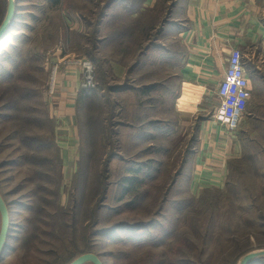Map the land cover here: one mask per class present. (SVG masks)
Listing matches in <instances>:
<instances>
[{
    "label": "rangeland",
    "instance_id": "1",
    "mask_svg": "<svg viewBox=\"0 0 264 264\" xmlns=\"http://www.w3.org/2000/svg\"><path fill=\"white\" fill-rule=\"evenodd\" d=\"M15 1L0 42V195L11 219L0 264L89 253L104 264H240L264 250V67L247 65L256 87L237 129L242 156L222 189L193 192L184 167L195 138L173 109L183 53L179 14L167 17L173 0L140 12V27L126 21L115 43L97 33L115 0ZM8 5L0 0V27ZM56 53L92 60L97 73L78 100L70 161L46 100Z\"/></svg>",
    "mask_w": 264,
    "mask_h": 264
},
{
    "label": "crops",
    "instance_id": "2",
    "mask_svg": "<svg viewBox=\"0 0 264 264\" xmlns=\"http://www.w3.org/2000/svg\"><path fill=\"white\" fill-rule=\"evenodd\" d=\"M158 1L115 0L98 23L97 33L104 34L109 43L119 40L118 36L121 42L125 41L123 38L129 35L126 21L140 27V12L153 10ZM118 13L125 14L119 22ZM176 14L182 23L183 53L174 56L179 75L173 79L179 81V88L172 92L173 109L185 118L189 124L187 132L191 130L195 138L184 174L189 176L190 188H196L193 192L222 189L229 164L242 156L243 147L238 130L232 132L214 119L220 103L218 88L225 79L231 51L239 49L252 95L256 84H252L247 65L254 72L264 67V0H173L167 17ZM69 59L61 53L53 55V61L60 62L62 68L56 106L49 109L57 124L58 145L68 161L76 152V110L83 90L82 70L68 63ZM134 70L140 72V61L132 67Z\"/></svg>",
    "mask_w": 264,
    "mask_h": 264
},
{
    "label": "built area",
    "instance_id": "3",
    "mask_svg": "<svg viewBox=\"0 0 264 264\" xmlns=\"http://www.w3.org/2000/svg\"><path fill=\"white\" fill-rule=\"evenodd\" d=\"M68 63L76 65L82 70V87L84 90H94L97 87L96 67L89 59H69ZM244 56L239 49H233L229 57V66L218 88L219 107L214 119L230 131H237L245 116L246 104L251 97L250 81L246 71ZM62 64L58 61L50 63L49 80L46 100L50 107L57 102L59 76Z\"/></svg>",
    "mask_w": 264,
    "mask_h": 264
},
{
    "label": "water",
    "instance_id": "4",
    "mask_svg": "<svg viewBox=\"0 0 264 264\" xmlns=\"http://www.w3.org/2000/svg\"><path fill=\"white\" fill-rule=\"evenodd\" d=\"M8 14L0 27V42L6 37L9 32V29L12 26L13 20L16 15V1L15 0H8ZM0 213L2 216V228L0 234V258H2L4 252L7 249V243L10 236V212L5 204L4 200L0 195ZM264 258V250L255 251L248 253L242 259L240 264H254L258 259ZM86 263H94V264H104L101 258L95 254H84L78 257L72 264H86Z\"/></svg>",
    "mask_w": 264,
    "mask_h": 264
},
{
    "label": "trees",
    "instance_id": "5",
    "mask_svg": "<svg viewBox=\"0 0 264 264\" xmlns=\"http://www.w3.org/2000/svg\"><path fill=\"white\" fill-rule=\"evenodd\" d=\"M60 0H56V4L59 2ZM104 16V15H103ZM103 16H101V18L103 17ZM100 18V19H101ZM89 92H91V90H82V92L80 93V100L82 99V98H86V96H87V94L89 93ZM84 100V99H83ZM35 145H37V143H38V140L37 139H35ZM32 149H35V150H37V146H32ZM6 252V251H5ZM4 252V253H5ZM4 255V254H3ZM259 262V261H258ZM258 262H256V263H254V264H257Z\"/></svg>",
    "mask_w": 264,
    "mask_h": 264
}]
</instances>
